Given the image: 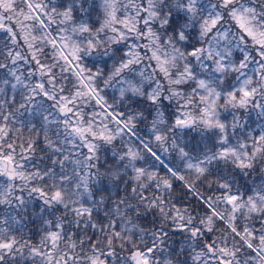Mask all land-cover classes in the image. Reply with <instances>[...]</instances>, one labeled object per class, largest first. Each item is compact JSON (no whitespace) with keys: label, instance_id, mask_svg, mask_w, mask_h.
<instances>
[{"label":"snow or ice","instance_id":"1","mask_svg":"<svg viewBox=\"0 0 264 264\" xmlns=\"http://www.w3.org/2000/svg\"><path fill=\"white\" fill-rule=\"evenodd\" d=\"M0 264H264V0H0Z\"/></svg>","mask_w":264,"mask_h":264}]
</instances>
